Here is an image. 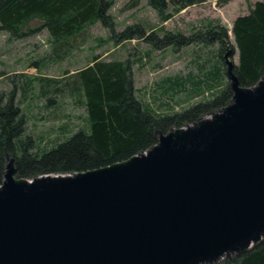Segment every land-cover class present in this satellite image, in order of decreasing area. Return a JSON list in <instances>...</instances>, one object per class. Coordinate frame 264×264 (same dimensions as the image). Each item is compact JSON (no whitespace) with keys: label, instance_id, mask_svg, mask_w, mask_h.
I'll list each match as a JSON object with an SVG mask.
<instances>
[{"label":"water","instance_id":"obj_1","mask_svg":"<svg viewBox=\"0 0 264 264\" xmlns=\"http://www.w3.org/2000/svg\"><path fill=\"white\" fill-rule=\"evenodd\" d=\"M226 64L224 108L127 161L20 179L6 154L0 264H223L264 242V76Z\"/></svg>","mask_w":264,"mask_h":264},{"label":"trees","instance_id":"obj_2","mask_svg":"<svg viewBox=\"0 0 264 264\" xmlns=\"http://www.w3.org/2000/svg\"><path fill=\"white\" fill-rule=\"evenodd\" d=\"M218 1L226 5L230 0ZM203 2L205 0H169L168 3L153 0L152 5L162 14L167 4L181 11ZM112 3L113 0H0V32L15 35L25 24L41 20L43 28L61 43L99 22L112 33L116 42L144 38V28L140 25L116 33L115 20L110 14ZM232 32L235 45L230 43L226 28L220 25L188 38L166 35L159 42L151 37L148 41L157 49L172 44L202 43L217 45L221 57L238 53L239 63L234 73L242 87H253L264 76V2H257L248 15L238 17ZM99 60L100 57L94 58L92 66L79 71L81 83L74 84L76 92L82 96L89 128L78 130L53 147H39L27 132L25 116L17 103L16 85L7 99L5 94L0 95V185L6 154L16 159V176L20 179L87 172L127 161L147 151L157 143V131L167 133L173 127L183 128L224 108L232 98L227 86L211 100L181 113L159 116L137 98L130 66L122 61ZM223 264H264V242Z\"/></svg>","mask_w":264,"mask_h":264},{"label":"rangeland","instance_id":"obj_3","mask_svg":"<svg viewBox=\"0 0 264 264\" xmlns=\"http://www.w3.org/2000/svg\"><path fill=\"white\" fill-rule=\"evenodd\" d=\"M257 2L264 0H230L226 5L205 0L181 11L167 4L160 14L153 0H113L110 14L117 34L136 25L144 28V38L126 42H116L99 22L64 43L56 42L41 20L25 24L15 35L0 32V95L7 99L16 85L27 132L41 148L53 147L89 128L82 96L74 84L81 83L78 72L92 66L96 57L130 66L135 94L152 112L159 116L181 113L229 86L226 60L237 66L238 53L221 57L217 45L202 43L157 49L148 39L159 42L166 35L188 38L220 25L235 45V20L248 15Z\"/></svg>","mask_w":264,"mask_h":264}]
</instances>
